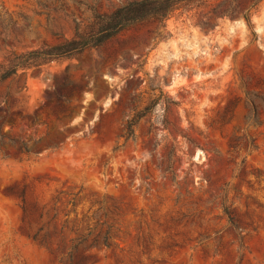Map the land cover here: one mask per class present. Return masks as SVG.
Instances as JSON below:
<instances>
[{"label": "rangeland", "instance_id": "1", "mask_svg": "<svg viewBox=\"0 0 264 264\" xmlns=\"http://www.w3.org/2000/svg\"><path fill=\"white\" fill-rule=\"evenodd\" d=\"M127 1L0 0V62ZM0 264H264V0L1 81Z\"/></svg>", "mask_w": 264, "mask_h": 264}, {"label": "trees", "instance_id": "2", "mask_svg": "<svg viewBox=\"0 0 264 264\" xmlns=\"http://www.w3.org/2000/svg\"><path fill=\"white\" fill-rule=\"evenodd\" d=\"M192 1L194 0H129L110 12L96 13L93 23L87 29L79 30L76 27L69 38L37 49L9 53L0 62V82L17 76L18 71L39 68L52 60L72 57L85 49L97 47L133 23L164 19L179 5ZM237 8H232L231 14L239 13ZM130 126L132 123L128 124V128ZM20 148L25 149L24 144Z\"/></svg>", "mask_w": 264, "mask_h": 264}]
</instances>
